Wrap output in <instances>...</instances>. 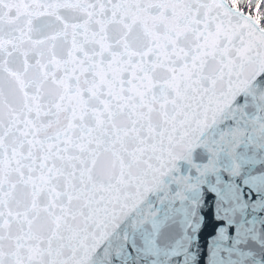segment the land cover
<instances>
[{
	"label": "snow or ice",
	"instance_id": "6c2138e0",
	"mask_svg": "<svg viewBox=\"0 0 264 264\" xmlns=\"http://www.w3.org/2000/svg\"><path fill=\"white\" fill-rule=\"evenodd\" d=\"M0 264H264V0H0Z\"/></svg>",
	"mask_w": 264,
	"mask_h": 264
}]
</instances>
